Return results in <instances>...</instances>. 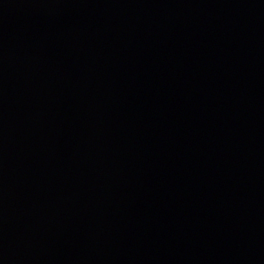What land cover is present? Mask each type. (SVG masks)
<instances>
[{"label":"water","instance_id":"1","mask_svg":"<svg viewBox=\"0 0 264 264\" xmlns=\"http://www.w3.org/2000/svg\"><path fill=\"white\" fill-rule=\"evenodd\" d=\"M0 264H264V0H0Z\"/></svg>","mask_w":264,"mask_h":264}]
</instances>
